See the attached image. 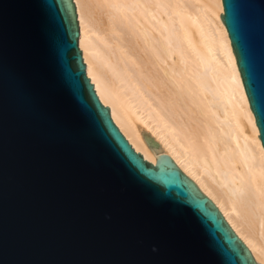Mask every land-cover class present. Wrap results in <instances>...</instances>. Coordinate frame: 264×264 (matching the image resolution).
<instances>
[{
	"label": "water",
	"instance_id": "95a60500",
	"mask_svg": "<svg viewBox=\"0 0 264 264\" xmlns=\"http://www.w3.org/2000/svg\"><path fill=\"white\" fill-rule=\"evenodd\" d=\"M264 147V0H221ZM73 0H0V264H260L165 152L99 98Z\"/></svg>",
	"mask_w": 264,
	"mask_h": 264
},
{
	"label": "bare ground",
	"instance_id": "6f19581e",
	"mask_svg": "<svg viewBox=\"0 0 264 264\" xmlns=\"http://www.w3.org/2000/svg\"><path fill=\"white\" fill-rule=\"evenodd\" d=\"M101 101L143 156L175 161L264 264V147L221 0H73Z\"/></svg>",
	"mask_w": 264,
	"mask_h": 264
}]
</instances>
